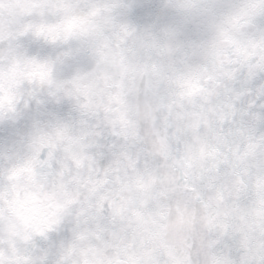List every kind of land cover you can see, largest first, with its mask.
Wrapping results in <instances>:
<instances>
[{
	"label": "clouds",
	"instance_id": "obj_1",
	"mask_svg": "<svg viewBox=\"0 0 264 264\" xmlns=\"http://www.w3.org/2000/svg\"><path fill=\"white\" fill-rule=\"evenodd\" d=\"M0 264H264V0H0Z\"/></svg>",
	"mask_w": 264,
	"mask_h": 264
}]
</instances>
